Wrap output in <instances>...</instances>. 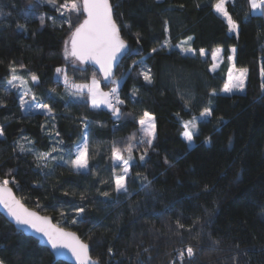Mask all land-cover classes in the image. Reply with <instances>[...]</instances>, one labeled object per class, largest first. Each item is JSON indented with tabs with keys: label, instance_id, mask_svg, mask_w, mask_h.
I'll use <instances>...</instances> for the list:
<instances>
[{
	"label": "trees",
	"instance_id": "1",
	"mask_svg": "<svg viewBox=\"0 0 264 264\" xmlns=\"http://www.w3.org/2000/svg\"><path fill=\"white\" fill-rule=\"evenodd\" d=\"M63 2L0 0L1 179L14 177L19 187L10 185L17 196L78 233L101 264H264V14L253 13L249 0L226 2L238 24L235 34L215 12L217 0H110L127 44L110 79L123 77L117 119L108 108H93L86 93L73 98L55 77L65 67L76 82L88 83L95 75L105 89L114 86L94 67L66 60L65 42L85 16H71L70 29L67 14L56 11ZM189 37L195 55L176 47ZM233 46L236 66L247 70L246 85L243 92L225 94ZM216 47L223 49L222 62L210 71ZM10 65L28 80L36 102L49 105L50 115L21 108L19 92L7 83ZM142 68L151 70L152 83L139 74ZM205 107L212 115L198 121L189 146L181 135L183 122ZM145 111L156 123L151 146L137 139ZM85 133L89 168L77 171L70 161ZM129 143L134 147L128 191L117 193L114 176L120 169L113 168L111 148ZM43 153L55 159L38 160ZM187 247L193 249L190 258ZM0 262L69 264L1 213Z\"/></svg>",
	"mask_w": 264,
	"mask_h": 264
},
{
	"label": "snow or ice",
	"instance_id": "2",
	"mask_svg": "<svg viewBox=\"0 0 264 264\" xmlns=\"http://www.w3.org/2000/svg\"><path fill=\"white\" fill-rule=\"evenodd\" d=\"M41 3L45 0H40ZM48 3L56 5V0H47ZM227 0H217L214 5V10L220 16H222L227 21L229 33L236 32L238 34V24L233 20L232 16L229 14L226 8ZM251 8L253 10L260 9L264 12V0H249ZM56 11L60 12L62 16L67 14L66 23L69 25V28H73L72 14H76L77 17L84 15L85 18L78 26L74 27V30L71 31L70 40L65 42V58L69 56L74 58V60L79 61L80 63H87L89 61L94 62L99 65L100 71L104 75L106 81L111 82L115 85L109 92L101 90L100 81L95 78V75L92 77L90 83H73L69 81V77L64 69L57 68L56 72L64 73V83L69 85L75 91L72 95H82L83 90H87V94L91 101L93 108H99L101 105L107 106L117 119L120 118L121 111L120 105L124 104V101L120 99L118 89V81L109 78L112 76L113 65L117 61L120 54L126 49V44L120 36V29L117 26L115 20L113 19V10L112 5L109 3V0H64L63 3L59 4L56 7ZM45 22L44 16L40 17V23L43 25ZM192 40V37L188 38V41H184L183 44H188L187 47L182 45H177L180 49V52L183 54L195 55L196 50L191 47L189 41ZM169 41H165L164 44L168 45ZM70 44V48H69ZM235 52V49H232ZM157 52L156 48L152 49V53ZM200 56H204L205 50L201 48L199 50ZM219 56V50L212 53L213 61H216ZM231 60L232 57H229ZM135 63V62H134ZM20 67H24L21 65ZM217 67L216 63H213L210 67V71H215ZM10 71L13 74L12 79L7 83L12 88H18L19 86L15 83L18 79L16 76V67L10 65ZM140 75L143 76L144 80L147 83H152V76L150 69L142 68ZM246 74V69L241 70L240 74L236 77L233 76V70L230 68L228 72V82L223 86L222 91L224 93H232L235 89L243 90L244 88V78ZM31 81L33 84L38 83V77L35 74L31 75ZM22 85H26L27 81L21 80ZM8 89H5L7 92ZM31 92L30 88L25 87L22 94L19 97V102L21 108H27L29 111L32 110H44L47 109L46 114H51L52 109L48 104L42 102H36V97L33 94L31 96V103L26 101L24 97L29 96ZM215 93L213 92V95ZM211 103V101H209ZM187 104V102H186ZM212 115V109L205 107L200 113V119H206ZM197 117H193L191 120L183 122L184 131L181 133L182 137L191 144L194 132L193 129L196 128ZM140 131L142 136L138 141L139 144H146L151 146L153 141L156 138V123L154 116L145 111L143 115L138 120ZM4 136V130L0 127V137ZM26 139V138H25ZM135 139V133L129 140ZM62 143V142H61ZM134 145L129 143L125 148L121 149L120 147L113 144L111 148V160L113 162V168L121 167V174L114 176L115 191L117 193L127 192L126 187V178L130 170V162L132 161V151ZM20 150L25 151L23 145H20ZM31 151V149H28ZM53 151H56L53 148ZM124 152H127V158L124 156ZM146 154V151H145ZM51 157V153L37 154L38 160L47 161ZM55 159V157H51ZM61 160L63 157L60 158ZM141 160L144 159V155H141ZM167 163V160L165 161ZM72 167L77 171L87 170L89 168V142L87 133L84 134L83 142L77 146L75 159L70 161ZM39 166V165H38ZM45 166L46 163H45ZM10 174V173H9ZM15 184L19 187L18 181L13 177L11 180L5 178L0 180V205L7 210L8 215H10L17 224L26 225L34 229L37 233H41L44 237L47 238V242L51 245L53 249L65 248L71 251L72 255L75 257L78 264H98L97 261H92L89 256V245L82 242L79 236L75 232L65 231L62 227L53 224L51 218L47 216H40L34 211H29L20 203L19 200L15 198L12 193V188L9 187V184ZM108 195V193H104ZM77 213H83V208L76 209ZM77 220H73L72 223H77ZM183 227V225H179ZM112 250L109 249V252ZM187 256L190 258L193 256L192 247H187L186 249ZM185 253L181 251L179 253V259L183 261ZM2 264V262H0Z\"/></svg>",
	"mask_w": 264,
	"mask_h": 264
},
{
	"label": "water",
	"instance_id": "3",
	"mask_svg": "<svg viewBox=\"0 0 264 264\" xmlns=\"http://www.w3.org/2000/svg\"><path fill=\"white\" fill-rule=\"evenodd\" d=\"M109 3L111 4L110 0H109ZM112 10H113V7H112ZM84 18H85V17H84ZM113 19H114V14H113ZM114 20H115V19H114ZM82 21H83V20H82ZM115 22H116V21H115ZM116 24H117V23H116ZM117 26H118V25H117ZM120 36H121V34H120ZM121 38H122V36H121ZM122 39H123V38H122ZM69 40H70V37H69L68 41H69ZM123 41H124V40H123ZM124 42H125V41H124ZM125 44H126V43H125ZM69 45H70V44H69ZM126 46H127V44H126ZM126 50H127V47H126V49L120 54V56L118 57L117 61H116L115 64L113 65L112 76H111L109 79H111V78L114 77V75H115V71H116L117 67L119 66V64H120V62H121V60H122V58H123V56H124ZM77 62L80 63L79 61H77ZM80 64H82V65H90V66L94 67V68L96 69V71L99 73V75L102 77L103 81H106V80L104 79V75H103V73L100 71L99 65L95 64V63L92 62V61H89V62H87V63H80ZM0 180H3V179H1V177H0ZM9 187L12 188V193H13V195L15 196V198H16L17 200H19L20 203L23 204L24 207L27 208L29 211H34V212H36L38 215H40V216H42V217H43V216H47V217L51 218V221H52L53 224H56L57 226L62 227L65 231L75 232V231H73V230H71V229H67V228H65V227H63V226H61V225H59L58 223H56L50 215L43 214V213L39 212L38 210L29 207L27 204H25V203H24V202H23V201L17 196L15 190L13 189V187H12L10 184H9ZM0 213H1L3 216H5V217L7 218V220L10 221V222L15 226L16 229L20 230V231L23 232L25 235H28V236L34 237V238L38 241V243H39L40 245L47 247V248L50 250V252L54 255L55 259L65 261V262H67V263H69V264H78V262L76 261L75 257L72 255V253H71L70 250L65 249V248L53 249V248L51 247V245L47 242V238L44 237L41 233H37L34 229L30 228L29 226H26V225H19V224H17L16 221H15L10 215H8L7 210L3 207V205H0ZM75 233H76V232H75ZM76 234H77V236H79L78 233H76ZM79 238L81 239L82 242L88 244L87 242H85L84 240H82V238H81L80 236H79ZM88 245H89V244H88ZM89 256H90V258H91L92 261H97L98 264H101L97 259H94V258L92 257V255H91V247H90V245H89Z\"/></svg>",
	"mask_w": 264,
	"mask_h": 264
},
{
	"label": "rangeland",
	"instance_id": "4",
	"mask_svg": "<svg viewBox=\"0 0 264 264\" xmlns=\"http://www.w3.org/2000/svg\"><path fill=\"white\" fill-rule=\"evenodd\" d=\"M34 2L39 3L40 0H34ZM75 15H76V14H72L73 17H75ZM233 33L236 34V32H233ZM184 41H188V38L182 40L181 42H179L178 44H176V46H177V45H182ZM189 44L191 45V41H189ZM183 46H184V47H187L188 44H183ZM191 47H192V46H191ZM69 48H70V45H69ZM177 48H178V47H177ZM178 49H179V48H178ZM232 49H235V52H233ZM179 50H180V49H179ZM204 50H205V49H204ZM217 50H219V56H218V59H217L216 61H214V63H216L217 65H219V64H220V63H219V62H220V59L222 58V47L214 48V51H217ZM214 51H212V53H213ZM205 53L207 54V50H205ZM64 54H65V48H64ZM206 54H205L204 56H202V57H205ZM229 57H232L231 60L229 59V61H230V68L233 70V76L236 77V76H238V75L240 74V71H241V70H245L246 68H240V67H237V66H236V48H235L234 46L231 47V53H230V56H229ZM66 60H67L69 63H77L76 60H74V58H72L71 56H69ZM58 68H61V69H64V70H65V67H58ZM246 72H247V70H246ZM63 76H64V73H63V72H62V73H59V74H58L57 72H55V77H56L57 79L61 80V81L64 83V78H63ZM263 76H264V72H263ZM17 77H18V79L15 81V83H16L19 87L16 88V89H17V91L19 92V94L21 95L25 87L29 88V83H28V80L23 79V78H20L19 76H17ZM122 78H123V77H120V78H117V79H114V80H116V81H118V83H120L121 80H122ZM11 79H12V77H11ZM11 79H10V80H11ZM96 79L99 80L98 78H96ZM21 80L27 81V84H26V85H22V84H21ZM69 81H70V82H73V83H77V84H80V83H81V82H76V81H74V80H72V79H70V78H69ZM99 81H100V80H99ZM90 82H91V81H90ZM90 82H88V83H90ZM226 82H228V79H227ZM244 83H245V78H244ZM64 84H65V83H64ZM65 86H66V88H67L68 90H70L71 93H73V92L75 91V89H72L69 85H65ZM100 87H101V90H102V91L109 92L113 87H115V85H114L111 89H105V88L101 85V82H100ZM222 89H223V88H222ZM222 89H221V93H224V92L222 91ZM72 91H73V92H72ZM243 91H244V89H243L242 91L239 90V89H235L232 93L243 92ZM85 93L87 94V90H86V89L83 90V94H85ZM83 94H82V95H76V96L73 95V98H75V99H77V98H82V97L84 96ZM225 94H231V93H225ZM31 96H32V95H31V93H30L29 96L24 97V99H25L26 101H28L29 103H31V102H32V101H31ZM87 98H88V100H89V102H90V104H91V101H90L88 95H87ZM91 106H92V105H91ZM99 108H107V106H105V105H101ZM108 109H109V108H108ZM24 110H28V109H27V108H24ZM32 111H44V112H47V109H44V110H32ZM199 117H200V116L197 117L198 119H197V122H196V128L193 129V132H194V133L197 131V123H198V121L200 120ZM140 127H141V126H140ZM141 136H142V133H141V131H139L137 139L140 140ZM83 138H84V137H83ZM83 138L80 140V142H78V144H77L76 147H75V155H76V148H77L78 145H80V144L83 142ZM187 143H188L189 146H193L194 143H195L194 137H193V140H192L191 144H189L188 141H187ZM141 145H143V144H141ZM124 156H125V158H127V155H124ZM74 159H75V157H74ZM130 163H131V162H130ZM119 169H120V171L117 173V175H118V174H121L122 168L119 167Z\"/></svg>",
	"mask_w": 264,
	"mask_h": 264
},
{
	"label": "crops",
	"instance_id": "5",
	"mask_svg": "<svg viewBox=\"0 0 264 264\" xmlns=\"http://www.w3.org/2000/svg\"><path fill=\"white\" fill-rule=\"evenodd\" d=\"M228 1H230V0H227V2H228ZM251 10H252L253 13L264 14V12H262L260 9L253 10V9L251 8ZM216 48H217V47H216ZM212 51H214V49H213ZM222 53H223V49H222ZM211 56H212V53H211ZM221 62H222V58L220 59V62H219L220 64L217 65L215 71H217V70L220 68ZM213 63H214V61H213ZM229 69H230V61H229L228 72H229ZM228 72H227V79H228ZM246 76H247V72H246V74H245V83H244V88H243L244 90H245V85H246ZM263 77H264V76H263ZM226 81H227V80H226Z\"/></svg>",
	"mask_w": 264,
	"mask_h": 264
}]
</instances>
